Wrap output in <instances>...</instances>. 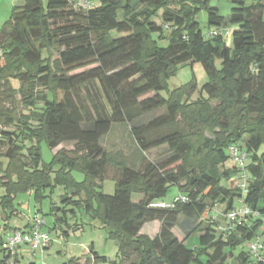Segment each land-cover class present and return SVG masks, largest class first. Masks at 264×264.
Here are the masks:
<instances>
[{
  "label": "trees",
  "instance_id": "1",
  "mask_svg": "<svg viewBox=\"0 0 264 264\" xmlns=\"http://www.w3.org/2000/svg\"><path fill=\"white\" fill-rule=\"evenodd\" d=\"M246 1L229 0L224 16L212 0H94L89 10L69 0H19L0 32V123L15 128L0 132L2 211L13 215L19 193L31 191L39 201L64 185L61 207L49 211L53 227H65L67 237V215L83 213L118 245L117 260L91 249L86 264H264V0ZM194 63L207 77L201 96L191 99L192 81L169 91L170 77ZM17 96L27 113L19 112ZM117 125L128 128L131 158L101 145ZM40 142L51 151L72 149L43 164ZM234 153L245 156L242 168ZM230 159L233 170L226 168ZM54 165L60 168L52 177ZM76 170L84 175L80 183ZM234 175L236 187H224ZM106 179L114 181L113 195L101 190ZM172 187L183 201H162ZM235 202L249 213L229 220ZM157 203L170 207H150ZM218 205L228 222L219 230ZM180 217L193 224L184 239L173 231ZM152 222L160 227L149 239L140 231ZM33 224L5 225L0 264H15L23 247L12 258L10 233ZM190 235L199 236L192 249L184 245ZM256 240L261 249L254 256L249 246Z\"/></svg>",
  "mask_w": 264,
  "mask_h": 264
},
{
  "label": "rangeland",
  "instance_id": "2",
  "mask_svg": "<svg viewBox=\"0 0 264 264\" xmlns=\"http://www.w3.org/2000/svg\"><path fill=\"white\" fill-rule=\"evenodd\" d=\"M19 2V0H0V32L2 31L3 25L10 18L11 11L13 7ZM251 0H247L246 4L249 5ZM212 5L219 7L220 14L226 16L230 9L229 0H212ZM262 19L264 20V6L262 8ZM198 21L200 22V27L204 33L208 32L206 26V12L201 10L197 16ZM155 23L158 26L163 24L160 20H155ZM232 31V29L230 30ZM164 34L166 30H163ZM232 35L227 38V45L231 46ZM165 45V43H163ZM55 58H57L55 56ZM216 67H219V62H216ZM91 69L87 68L84 70ZM82 70V71H84ZM81 72V71H79ZM195 83L196 92L192 95L191 99L196 100L201 96L200 90L201 87L206 83L207 77L202 69V67L194 63L192 65H187L182 68H179L176 73L170 77L167 81V87L169 91H172L176 88H179L190 82ZM17 87V85H15ZM41 92V89L38 90ZM154 94H148L142 99L152 97ZM162 96H166V92L161 93ZM18 98V108L19 112L24 114L27 111L20 104V98ZM140 99V100H142ZM215 105V103H214ZM163 112V109L152 112L149 115L144 116L141 119V122L144 123ZM14 127L5 128L0 123V132H13ZM207 137L212 138L210 134H205ZM102 147L110 154L120 153L124 158H131L130 156L134 152V146L131 140L128 137V128L124 126H114L111 132L106 136L102 142ZM1 147V146H0ZM71 150L69 145H61L55 150L51 151L47 148L44 142H40L39 150L41 154V161L43 164H50L53 159L54 153L59 150ZM1 152V149H0ZM52 177H54L56 172L59 170V166H52ZM226 168L233 170L235 164L230 159L226 163ZM112 171H109L108 175ZM72 177L77 183H80L84 180V175L80 171H72ZM238 174V173H237ZM232 182H223V186L226 188L234 189L239 183L240 179L237 175H234ZM115 189L114 181L111 179H106L102 183L101 190L105 195H113ZM66 193L64 190V185H57L51 189L46 190V198L41 200H36L33 192H24L19 193L14 198V213L9 215V212H3L0 206V234H4L5 225L9 230L19 229L22 230L28 225L33 224V219L37 216L44 219L46 226L45 230L48 232L50 237L49 245L46 249H40L34 252L33 254L29 252V248L26 246L21 247L18 250L17 259L18 261L15 264H64L71 259H79L81 264H86L85 260L90 256V250L93 249L94 252L98 253L100 256L107 257L110 261L117 260L118 245L117 242L109 237V230L98 227V223L90 222L89 219L79 212L76 213V218L72 219L68 214V224L70 228L68 229V236L64 237L63 232L67 231L65 227H53L54 217L49 216V211L51 207H61L60 199ZM2 191L0 190V196ZM176 197H179L178 191L176 188L172 187L169 189L167 196L162 200L165 203H171ZM138 195L133 196V200H138ZM236 208H239V203L235 202ZM235 208V210H237ZM224 205H218L214 207L215 218L218 220L219 228L227 227V219L224 216ZM45 215V216H44ZM60 215V214H58ZM194 223V222H193ZM83 226L82 229L77 230L76 225ZM192 221H189L183 217L178 219L176 227L174 228V233L179 239H184L187 237L186 233L189 232V229L192 226ZM159 222H152L145 224L140 231V234L148 237L149 239H154L159 230ZM10 233L7 232V234ZM219 233V231H218ZM198 235H190L185 241L184 245L189 248H195L198 246ZM262 240V238H259Z\"/></svg>",
  "mask_w": 264,
  "mask_h": 264
},
{
  "label": "built area",
  "instance_id": "3",
  "mask_svg": "<svg viewBox=\"0 0 264 264\" xmlns=\"http://www.w3.org/2000/svg\"><path fill=\"white\" fill-rule=\"evenodd\" d=\"M72 2L73 6L77 9L81 10H89L94 7L95 2L94 0H69ZM245 156L243 154L238 155L234 153L233 161L234 163L242 168ZM184 198H177V200L183 201ZM150 207L155 208H166L170 207V205H165L163 203L152 204ZM249 213V210L246 207H241L235 211H232L227 215L229 220H235L240 217L246 216ZM42 222L35 219L34 224L31 228L26 231H14L10 233V236L6 239V249L12 256V258L17 254L16 251L21 246H26L30 250L36 251L45 247L50 242V237L47 233L42 232L41 229ZM261 249V244L258 240L251 243L249 246L250 253L252 255H256L258 251Z\"/></svg>",
  "mask_w": 264,
  "mask_h": 264
},
{
  "label": "crops",
  "instance_id": "4",
  "mask_svg": "<svg viewBox=\"0 0 264 264\" xmlns=\"http://www.w3.org/2000/svg\"><path fill=\"white\" fill-rule=\"evenodd\" d=\"M218 9H219V7H218ZM219 11H220V9H219ZM229 11H230V9H229ZM229 13V12H228ZM136 201H138V200H136ZM160 227V226H159Z\"/></svg>",
  "mask_w": 264,
  "mask_h": 264
}]
</instances>
